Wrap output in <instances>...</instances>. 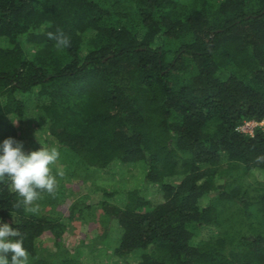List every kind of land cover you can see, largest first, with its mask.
I'll list each match as a JSON object with an SVG mask.
<instances>
[{
	"label": "trees",
	"instance_id": "1",
	"mask_svg": "<svg viewBox=\"0 0 264 264\" xmlns=\"http://www.w3.org/2000/svg\"><path fill=\"white\" fill-rule=\"evenodd\" d=\"M250 122H264V0H0V141L65 164L35 214L0 180L30 264H264V129L239 130ZM140 161L157 189L117 196L94 178ZM72 179L103 194L99 237L75 252L62 240L95 211L66 207ZM46 237L56 249L38 254Z\"/></svg>",
	"mask_w": 264,
	"mask_h": 264
},
{
	"label": "clouds",
	"instance_id": "2",
	"mask_svg": "<svg viewBox=\"0 0 264 264\" xmlns=\"http://www.w3.org/2000/svg\"><path fill=\"white\" fill-rule=\"evenodd\" d=\"M48 36L55 41L57 50L71 46V38L59 29L56 33L49 32ZM10 119L13 124L20 120L11 116ZM60 155L56 147L43 145L27 152L24 142L14 137L0 141V180H7L10 190L19 197L17 207L23 205L35 214L39 206L34 202L41 193H56L58 178L65 176L63 169L53 171ZM29 255L20 231L0 219V264H30Z\"/></svg>",
	"mask_w": 264,
	"mask_h": 264
},
{
	"label": "rangeland",
	"instance_id": "3",
	"mask_svg": "<svg viewBox=\"0 0 264 264\" xmlns=\"http://www.w3.org/2000/svg\"><path fill=\"white\" fill-rule=\"evenodd\" d=\"M27 127L29 126L27 125ZM25 128L26 127H23L22 130ZM28 129L32 130L31 127ZM26 132H28L27 137H30V132L28 130ZM34 134H32V136ZM49 146L50 145H47V147ZM57 168L65 170V164L62 162L61 158H59V160L53 166V171L55 172ZM120 169L121 171H119L118 168L115 172L112 171L110 174L107 173V175L105 172H96L97 174L94 178L97 180L99 185L106 186L117 191V196H122V194L124 196L123 192L131 188L139 189L142 192H144L145 189V191H147L148 187H150L151 190L157 189L152 184L148 185L145 182L144 177L146 173V166L143 161L132 162L124 165L122 164ZM258 178L261 177L258 176ZM65 195L68 198L66 207L73 203L75 199L86 198V203L91 205L95 211L92 216H88L85 219H78L75 225L70 228L62 240L68 249H70L72 252H75L80 244L91 245L97 241L99 237V228L102 219L100 203L103 199V194L102 192L96 190L92 182L86 183L80 179H72L67 182ZM119 198L117 200H120ZM55 249L56 242L52 237L41 238L37 241L36 251L38 254L53 253ZM101 255L103 256L102 253Z\"/></svg>",
	"mask_w": 264,
	"mask_h": 264
},
{
	"label": "built area",
	"instance_id": "4",
	"mask_svg": "<svg viewBox=\"0 0 264 264\" xmlns=\"http://www.w3.org/2000/svg\"><path fill=\"white\" fill-rule=\"evenodd\" d=\"M262 127L264 129V122L262 123H256V122H250L245 124L243 127H241L239 130L244 132V133H249V134H253L254 130L256 127Z\"/></svg>",
	"mask_w": 264,
	"mask_h": 264
}]
</instances>
